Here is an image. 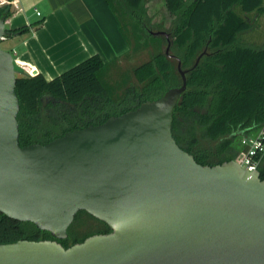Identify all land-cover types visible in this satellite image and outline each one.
I'll list each match as a JSON object with an SVG mask.
<instances>
[{
  "label": "water",
  "instance_id": "obj_1",
  "mask_svg": "<svg viewBox=\"0 0 264 264\" xmlns=\"http://www.w3.org/2000/svg\"><path fill=\"white\" fill-rule=\"evenodd\" d=\"M0 16V213L53 240L0 245V264H264V180L234 160L198 164L172 135L181 85L99 125L21 147L13 55ZM37 75L32 71V76ZM84 211L108 233L64 248Z\"/></svg>",
  "mask_w": 264,
  "mask_h": 264
},
{
  "label": "trees",
  "instance_id": "obj_2",
  "mask_svg": "<svg viewBox=\"0 0 264 264\" xmlns=\"http://www.w3.org/2000/svg\"><path fill=\"white\" fill-rule=\"evenodd\" d=\"M105 1L132 52L150 43H161L160 36L144 33L150 21L147 0ZM164 2L172 18L169 50L181 61L182 69L191 68L206 51L197 67L186 75V91L173 112V138L198 164L213 166L232 161L234 154L245 148L242 139L264 128V45L255 48L241 41V35L254 29L256 19L264 14L262 0ZM11 13L9 6L0 7V16L5 19ZM250 14H254L252 19ZM125 18L129 19L128 24L123 22ZM41 23L6 29L5 38L25 35ZM117 62L115 59L104 64L98 55H92L51 80L41 74L18 76L15 93L20 106L19 145H45L66 132L102 124L181 85L177 69L165 54L157 53L136 67L135 82L125 76L114 85L106 80V75ZM256 160L264 180V154L257 155ZM83 214L88 215L79 211L74 218ZM100 224L109 232L104 223ZM70 238L68 234L57 242L68 248ZM85 239L74 240L72 245ZM19 240L53 239L29 222L0 213V245Z\"/></svg>",
  "mask_w": 264,
  "mask_h": 264
},
{
  "label": "crops",
  "instance_id": "obj_3",
  "mask_svg": "<svg viewBox=\"0 0 264 264\" xmlns=\"http://www.w3.org/2000/svg\"><path fill=\"white\" fill-rule=\"evenodd\" d=\"M262 4L264 8V0ZM2 6L12 12L6 29L42 21L37 29L3 41L21 75L36 71L51 80L92 55L106 64L126 51L117 19L105 0H0ZM258 19L264 21V14Z\"/></svg>",
  "mask_w": 264,
  "mask_h": 264
},
{
  "label": "rangeland",
  "instance_id": "obj_4",
  "mask_svg": "<svg viewBox=\"0 0 264 264\" xmlns=\"http://www.w3.org/2000/svg\"><path fill=\"white\" fill-rule=\"evenodd\" d=\"M146 11L147 16L150 18L149 24L145 27V34H150L151 32L164 31L166 33L170 30V25L172 18L169 15L164 0H147L146 1ZM249 17L252 19L254 14H250ZM118 22V21H117ZM125 24H128L129 19L125 18L123 20ZM119 24V23H118ZM120 30V26H119ZM121 37L125 43L124 49L126 51L121 53L119 56L118 62L111 66L106 75V80L112 84H120L125 76L129 77L130 82H135V77L133 75V70L141 65L144 62H147L151 57L157 53H162L166 55V39L164 36L161 43L157 46L155 44H148L146 48L132 52L131 47L127 44V41L124 39L122 33L120 32ZM132 47L134 46L133 39ZM241 41L245 45L252 46L255 48H260L264 45V21L262 19H256V26L250 32L241 35ZM1 48L7 50V45L5 42H1ZM12 54V52H10ZM170 56H173L172 53L168 52ZM13 55V54H12ZM168 57V56H167ZM169 58V57H168ZM116 59V60H117ZM177 69V61L175 59L169 58ZM15 69L19 72L18 68ZM179 74V73H178ZM21 76L20 73H17V76ZM245 152V148L241 153L234 154V161H237L240 158V155ZM104 230L103 225H101L97 220L89 215H80L69 226L67 233L70 234V240L68 244L73 243L74 240H82L92 235L101 233Z\"/></svg>",
  "mask_w": 264,
  "mask_h": 264
},
{
  "label": "built area",
  "instance_id": "obj_5",
  "mask_svg": "<svg viewBox=\"0 0 264 264\" xmlns=\"http://www.w3.org/2000/svg\"><path fill=\"white\" fill-rule=\"evenodd\" d=\"M35 13L39 16L37 11ZM5 39L3 38L2 42ZM29 76H32V72ZM241 143L245 147V152L235 162L249 172L258 170L259 160H256V156L264 154V128L260 129L254 136L244 137Z\"/></svg>",
  "mask_w": 264,
  "mask_h": 264
},
{
  "label": "flooded vegetation",
  "instance_id": "obj_6",
  "mask_svg": "<svg viewBox=\"0 0 264 264\" xmlns=\"http://www.w3.org/2000/svg\"><path fill=\"white\" fill-rule=\"evenodd\" d=\"M98 222H99V221H98ZM99 223H100V222H99ZM104 231H106V229H105ZM105 233H108V232L106 231ZM105 233H103V234H105Z\"/></svg>",
  "mask_w": 264,
  "mask_h": 264
}]
</instances>
